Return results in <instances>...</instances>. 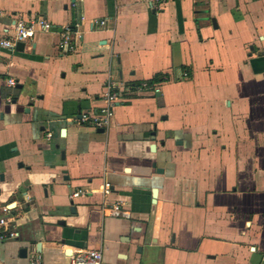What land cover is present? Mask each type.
Segmentation results:
<instances>
[{"label":"crops","instance_id":"crops-1","mask_svg":"<svg viewBox=\"0 0 264 264\" xmlns=\"http://www.w3.org/2000/svg\"><path fill=\"white\" fill-rule=\"evenodd\" d=\"M17 16L54 28L0 48V209L18 232L0 261L264 264V0H0V36ZM156 74L105 126L75 120Z\"/></svg>","mask_w":264,"mask_h":264},{"label":"built area","instance_id":"built-area-1","mask_svg":"<svg viewBox=\"0 0 264 264\" xmlns=\"http://www.w3.org/2000/svg\"><path fill=\"white\" fill-rule=\"evenodd\" d=\"M144 3L159 7L166 0H142ZM92 24L96 26H104L106 20L93 19ZM54 28L53 24L48 20L36 17V18H23L17 16L14 18V23L11 26V31L8 34L0 36V48L2 49H13L18 42H25L32 39L37 32H46ZM60 33V44L67 50L74 49L75 42L81 39V35L74 30L70 25H64L59 28ZM186 76V73L184 74ZM9 85H14L15 81L12 79L8 80ZM154 86V85H153ZM147 84V82H141L137 86L128 87H113L112 85L107 86V92L104 94L105 106L101 107L99 112L88 113L80 112L75 120L81 124H89L95 128H100L106 125L112 114V108L123 100L126 94L130 92H142L144 90L157 91L156 87ZM111 185L104 183L103 192L108 194L110 192ZM86 190L78 189L70 194L71 198L84 195ZM9 208L3 206L0 209V244L9 240H15L18 238V232L13 223V216L9 213ZM112 213H119L120 206L115 204L110 207ZM0 264H16L0 261ZM27 264H39L38 257H32ZM70 264H101V254L98 250L87 249L77 252L71 257Z\"/></svg>","mask_w":264,"mask_h":264},{"label":"trees","instance_id":"trees-1","mask_svg":"<svg viewBox=\"0 0 264 264\" xmlns=\"http://www.w3.org/2000/svg\"><path fill=\"white\" fill-rule=\"evenodd\" d=\"M163 80H164V77H163L162 74H156V75H154L153 78H151L149 80H146L145 82H147V84H149L151 86V85L159 83V82H161Z\"/></svg>","mask_w":264,"mask_h":264},{"label":"water","instance_id":"water-1","mask_svg":"<svg viewBox=\"0 0 264 264\" xmlns=\"http://www.w3.org/2000/svg\"><path fill=\"white\" fill-rule=\"evenodd\" d=\"M23 47V43L22 42H18L17 44H16V48H22ZM102 129H100V131H101Z\"/></svg>","mask_w":264,"mask_h":264}]
</instances>
